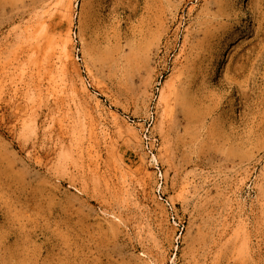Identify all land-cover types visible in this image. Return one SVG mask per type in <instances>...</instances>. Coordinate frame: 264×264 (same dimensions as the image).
Returning <instances> with one entry per match:
<instances>
[{"label": "rangeland", "instance_id": "rangeland-1", "mask_svg": "<svg viewBox=\"0 0 264 264\" xmlns=\"http://www.w3.org/2000/svg\"><path fill=\"white\" fill-rule=\"evenodd\" d=\"M0 264H264V0H0Z\"/></svg>", "mask_w": 264, "mask_h": 264}, {"label": "bare ground", "instance_id": "bare-ground-1", "mask_svg": "<svg viewBox=\"0 0 264 264\" xmlns=\"http://www.w3.org/2000/svg\"><path fill=\"white\" fill-rule=\"evenodd\" d=\"M63 40H64V39H63ZM66 41H67V40L65 39L64 42H66ZM64 42H62V44H64ZM65 44H67V43H65ZM63 46H65V45H63ZM61 49H63V48H61ZM64 49H66V47H64ZM64 49H63V51H64L65 53H63V56L65 55L64 57H66V55H67L68 52L65 51ZM66 52H67V53H66ZM68 54H69V53H68ZM66 58H67V57H66ZM68 59H69V58H68ZM66 60H67V59H66Z\"/></svg>", "mask_w": 264, "mask_h": 264}]
</instances>
